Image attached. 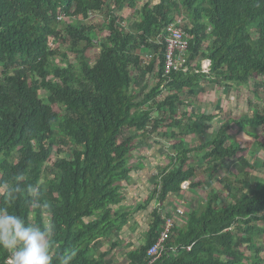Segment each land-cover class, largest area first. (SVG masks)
I'll return each instance as SVG.
<instances>
[{"label": "trees", "instance_id": "obj_1", "mask_svg": "<svg viewBox=\"0 0 264 264\" xmlns=\"http://www.w3.org/2000/svg\"><path fill=\"white\" fill-rule=\"evenodd\" d=\"M107 5L113 7L104 26L84 23ZM125 8L136 16L127 26L115 14ZM172 25L190 37L183 55L188 70L164 75V38ZM92 49L97 56L91 63L86 52ZM58 57L65 66L56 63ZM203 60L210 62L207 73L201 71ZM153 72L155 83L139 101L129 92L134 75ZM259 76L264 77V0H158L140 9L135 0H0V184L22 172L26 183L40 186L53 213L30 204L23 193L10 210L29 223H55L54 249L76 247L73 264H104L108 252L95 256L93 244L107 241L114 249L113 237L154 202L141 245L126 255L127 264H147V250L162 231L163 204L186 182L190 190L202 187L196 166L205 165L209 181L220 171L219 188L229 199L211 189L201 208L174 222L166 250L153 264H262L264 243L256 236L264 229L256 223H264V183L255 190L235 188L255 184V166L228 131L234 124L256 142L264 113L221 122L219 113L208 110L196 116L179 112L191 108L182 100L185 93H206L202 82L228 92ZM128 131L143 141L157 134L154 143L171 142L172 152L149 196L132 210L122 205L136 146L121 139ZM257 147L264 153V142ZM53 156L51 175L43 180ZM245 244L250 259L241 250ZM7 259L0 250V264Z\"/></svg>", "mask_w": 264, "mask_h": 264}, {"label": "rangeland", "instance_id": "obj_2", "mask_svg": "<svg viewBox=\"0 0 264 264\" xmlns=\"http://www.w3.org/2000/svg\"><path fill=\"white\" fill-rule=\"evenodd\" d=\"M156 2H158V0H135V8L140 9L144 4H147V3L155 4ZM111 7L113 6L107 5L106 7L103 8L101 13H95L91 15L89 19L86 20L84 23L85 24L87 23V25L101 28L102 26H104L103 23L106 21V15L108 11L112 9ZM115 14L120 16L122 19H125L124 25L126 26L136 19L135 13L128 8H125L121 12H118V13L116 11ZM73 22L77 23L75 21ZM99 35H100V38H104L107 35V33L106 31H102L99 33ZM52 45H53L52 48L58 47V45L55 43L54 44L52 43ZM57 50L59 52H62V50H60L59 48H57ZM142 53H143V56H146V57H149L151 55V53L147 50L142 51ZM86 55L89 58L90 62L92 63L96 59L97 51L95 49L88 50L86 52ZM69 59H70V62L74 61L73 56L70 54H69ZM56 61H57L56 63L60 64L61 63L60 57H58ZM60 65L62 67L65 66V64L63 63H61ZM157 69L158 68L156 66L154 71L156 72ZM155 72H153L154 73L153 75H144V76L142 75L140 79L138 78V76L134 75L136 77V80H135V83L131 85L129 92L131 94H135V96H137L136 98H138L139 101L143 98V94H145L150 89V87L155 83V79H154ZM255 80H256L255 82L253 81L245 87H239L237 89L234 88L233 90H230L228 92L227 90L226 91L223 90V88L221 87L220 88L215 87L214 89H212L211 85L207 84L206 82H202L203 84L202 87L203 89L206 90V93L198 92V94L195 96H190L189 94L185 93L183 97L181 96L182 100L189 103L191 105V108L181 107L179 108V112L180 113L187 112V113H191L194 115L195 113L197 114L207 113V110H208L212 112V114L219 113L221 122H225L226 120H230V121L237 120L239 119L240 115H243V114H246L249 117H252L253 113H256V112L264 113V77L259 76ZM52 108L55 112L59 110L58 107L55 105ZM144 108L146 109L148 108V106L147 107L145 106ZM153 115L157 116L156 113H153ZM183 121L184 123H186V119H184ZM219 126L220 124L216 126V123H215L214 129L217 130V127ZM246 130L251 131L249 129H246ZM228 133L234 141L238 142L243 148L245 147L246 150H244L245 152H243L242 155H244V157L249 160V163L255 166L252 172L249 171L248 169H246L245 171L247 173L251 172L250 181L251 179H253V182H255V184H258V185H255L251 181L247 186L234 184L235 188L238 190H244V191H249L251 188H253V190L259 189L260 183H264V167H262V163L264 162V153L258 149L257 143L264 142V127L257 128L254 131L257 137L256 142L252 138H249L247 135H245L242 132H241L242 135L239 134L240 132L238 131V129L236 128L234 124L230 126ZM157 137H158L157 134H153L150 141L148 140L149 144H146L148 143V141L140 140V138L137 135H135V133L130 132V131L124 133L121 139L123 138L132 139V142L136 145L135 150L132 152V154L134 155L131 158H129L128 164L132 165L135 169H140V167H146L147 169L146 171L148 170L150 171L151 169H153V167H152V164L149 163L150 162L149 158L151 157L156 158V156L159 155V157L162 158L161 159L162 164H160L159 168L166 165L168 163L166 156L172 155V152L168 151L169 149L167 150L168 148L167 146H169L171 142L169 144L168 143L166 144L165 142L160 141L159 143L163 146L157 145L156 143H154L155 140L159 139ZM201 141L203 140L201 139ZM66 156H68V154ZM140 158H144L146 160L142 161ZM55 159L56 157L53 156L51 159V162L46 165V171L44 173L43 180H46L51 175L49 169L51 167V163H54ZM193 164L196 166L195 162H193ZM229 164H228L230 167L229 169L233 170V168H235V166L233 165V162L229 161ZM196 167H197L196 168L197 169V179L201 178L203 180L204 185L202 187L200 186L196 190H190L189 188H187L189 185V182L184 183V185L182 186L183 188L182 194L186 197V198L184 197L185 199H182L185 202L184 209L189 210V209L201 208V205L205 202L206 196L209 193V191H211V189L212 190L215 189L214 191H217L216 193H219V195L223 197L225 196V201L228 200L229 198H226L227 196L225 192H223L222 189L219 188L220 186H219L218 180L222 177V175L220 174V171L218 173L213 174L214 177H216L214 181H209L204 173L205 165L199 166V167L196 166ZM234 171L235 170H233V172ZM152 181H154V178L153 179L151 178V184L149 186L152 185L153 183ZM134 196L135 197L137 196L136 200H134L135 202L134 204H136L139 202V197H140L139 193H134ZM175 199L174 201L179 206L176 207L173 204L172 205L170 204V208L169 207L167 208L166 206H164V212H163V214L168 215V216L174 215L173 217L174 222L180 219V216L182 215L180 211H184L181 205L182 200L181 199L178 200L177 198ZM142 200L139 203V205L143 203L144 200L143 201ZM153 203L154 202H152L146 208V210L135 212L132 215V218L135 217V220H136V223H134L135 226L133 227L132 233L134 236L137 235L135 237L136 239L134 238L135 239L134 240L135 244L133 245L134 248H138L139 245H141L142 243L144 233L147 230V225H148L149 218H150L149 215L152 210V207H154ZM35 210H36V207L34 208V211ZM178 223H180V221H178ZM181 225H183V223ZM235 225L239 226V224H235ZM256 225L264 229V223L259 222V223H256ZM244 229L245 228H243V230ZM256 239L258 240L261 239L260 242L264 243V234L262 235L258 234L256 236ZM109 243L105 242L104 243L105 246L102 249L103 250L105 249L108 250V248L110 249L111 244L109 245ZM246 245L247 244H245L241 248V250L244 253V255L247 258H249L250 256H252L253 252L249 251L248 248H246L248 247V245L247 246ZM262 247L264 246L262 245ZM128 249L130 250V248ZM118 250L119 251L114 249L112 253L115 255L116 258L121 257V261H120L121 264L123 263L127 264L126 256H125L127 249L119 248ZM111 256L112 254H110L109 257ZM261 259L264 260V251L261 256ZM262 264H264V261L262 262Z\"/></svg>", "mask_w": 264, "mask_h": 264}, {"label": "clouds", "instance_id": "obj_3", "mask_svg": "<svg viewBox=\"0 0 264 264\" xmlns=\"http://www.w3.org/2000/svg\"><path fill=\"white\" fill-rule=\"evenodd\" d=\"M0 193H3V201L0 202V250L8 253L7 264H73L78 256L76 247L67 245L54 249L55 223H29L25 217L10 210L23 193L30 204L44 208L51 215L53 208L43 201L38 184L26 183L24 174L17 172L0 184Z\"/></svg>", "mask_w": 264, "mask_h": 264}, {"label": "crops", "instance_id": "obj_4", "mask_svg": "<svg viewBox=\"0 0 264 264\" xmlns=\"http://www.w3.org/2000/svg\"><path fill=\"white\" fill-rule=\"evenodd\" d=\"M154 152V151H153ZM142 161L146 160L144 158H140ZM161 157H159V155L156 156V158L151 157L149 158V163L152 164L153 169H151L150 171H146V167H140V169H135L132 165H129V167L131 168V173H130V181L128 183H123V187H122V193H123V197L124 200L122 202L123 206H126L128 210H132L133 207L135 205H138L141 200H145L147 196H149V193L152 191L153 187H154V181H152V185L149 186L151 184V178L153 179L155 175H157L158 173V169L160 164H162L161 161ZM150 165V164H148ZM184 185V184H183ZM149 186V187H148ZM152 187V189H151ZM149 188V189H148ZM151 190V191H150ZM134 193H139V202L134 204V200H136V197L134 196ZM177 195H171L168 197V200L163 204V208L164 206H166L167 208H170V204L178 207L179 205L174 201L175 198H177L178 200H182L185 199L186 197L182 194V192L178 195V197H176ZM185 197V198H184ZM142 200V201H143ZM176 200V199H175ZM154 204V203H153ZM184 204L185 202L182 200L181 201V205L184 211L183 214L181 216H186V213L189 211L188 209H184ZM186 208V207H185ZM174 217V215H173ZM134 223H136L135 217L129 219L128 224L126 226H124V228L121 230V232L119 234H116L117 236H115V238L113 239V241H117V245L114 248L115 250L119 251L118 249H127V252L134 250L136 248H134V240L136 239L133 235V227L135 226ZM119 238V239H118ZM135 238V239H134ZM118 239V240H117ZM133 239V240H132ZM107 242V241H106ZM105 242H97L95 244H93V246L91 247L92 250L96 255H99L101 253H105L106 251L108 252V257L106 256L103 260L104 264H121V257L120 258H116L115 255L112 253V251L114 249H105L103 250L102 248L105 246L104 244ZM109 243V242H108ZM110 245V243H109ZM107 247V245H106ZM130 248V250L128 249ZM101 252V253H100ZM127 252L125 253V256L127 255ZM110 254H112L111 257ZM119 254V253H118ZM127 260V258H126ZM125 264V263H123Z\"/></svg>", "mask_w": 264, "mask_h": 264}, {"label": "built area", "instance_id": "obj_5", "mask_svg": "<svg viewBox=\"0 0 264 264\" xmlns=\"http://www.w3.org/2000/svg\"><path fill=\"white\" fill-rule=\"evenodd\" d=\"M64 18H58L63 20ZM65 21V20H63ZM180 24L182 23L179 21ZM188 39L190 37L185 33L181 27L169 26L167 28V36L164 38L165 41V52H164V75H168L171 71H187L186 58L183 55L186 54L188 49ZM156 44H160L156 41ZM150 57V56H149ZM210 66L208 60H203L201 63V71L207 73ZM183 214L182 211H180ZM162 231L156 240V242L147 250V256L149 261L147 264H153L161 255L164 253L165 243L168 236L174 226L173 215H162ZM188 250L190 247L187 248ZM7 264V260H6Z\"/></svg>", "mask_w": 264, "mask_h": 264}]
</instances>
